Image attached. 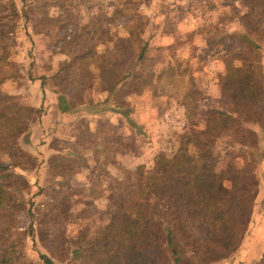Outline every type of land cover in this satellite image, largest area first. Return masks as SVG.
<instances>
[{
	"label": "trees",
	"instance_id": "1",
	"mask_svg": "<svg viewBox=\"0 0 264 264\" xmlns=\"http://www.w3.org/2000/svg\"><path fill=\"white\" fill-rule=\"evenodd\" d=\"M240 5L244 9L239 16L243 31L236 36L238 48L232 53L233 62L229 57L222 60L225 73L218 82L227 110L203 113L204 129L189 126L184 134L177 136L183 141L170 148L169 153H158L150 167L127 168L118 157L123 155L117 144L120 136L105 127L104 122L94 130L90 123L95 119L86 118L87 121L77 124V133L70 146L50 156L52 170L62 173L57 174V179L71 178L84 168L89 169V177H92L105 168L103 170L113 181L107 189L113 190L110 204L107 209L103 208L102 214L107 224L89 247L92 258L99 263L215 264L238 251L258 194L255 165L264 160V149L261 158L254 151L259 143L252 126L256 124L264 130V72L259 68L264 50V0H241ZM18 19L12 3H0V22L7 20L6 29L0 23V84L17 77L9 49ZM117 45L121 57L106 56L104 52L106 58L97 66L98 78L104 84L99 91L111 94L120 84L126 83L129 88L138 86L137 90L158 84L159 94L181 97L187 119L198 115L200 93L191 78L192 85L180 96L184 83L180 78L185 74L181 65L156 75L151 71L154 63H144L148 59L147 44L134 31L128 30L127 39L119 40ZM78 60L63 68L67 78L71 77L69 71ZM146 66L151 67L149 77ZM154 76L164 77L163 81H155ZM75 79L70 78L66 85L76 83ZM168 88L175 90L168 93ZM15 100V96L0 93V180L11 176L10 167L15 168L19 162L15 158L18 139L36 120L28 110L15 108ZM106 101L94 102L92 108H103ZM72 106L65 95L59 94L60 112L73 114L78 111H73ZM231 136L235 137L238 150L235 152L230 146L225 153V164L218 167L220 158L214 155L215 144L220 137L228 139ZM188 145L193 147L192 153ZM100 157L107 167L99 165ZM90 159L92 166L88 163ZM93 185L89 190L90 206L103 199L106 192L98 186L100 182H93ZM21 209L22 204L14 200L12 192L0 181V223L3 212ZM16 243L9 244L10 253L16 249ZM7 253V250L0 253V264H15L16 254L14 258ZM42 260L44 264H52L46 256H42ZM258 264H264V254Z\"/></svg>",
	"mask_w": 264,
	"mask_h": 264
},
{
	"label": "rangeland",
	"instance_id": "2",
	"mask_svg": "<svg viewBox=\"0 0 264 264\" xmlns=\"http://www.w3.org/2000/svg\"><path fill=\"white\" fill-rule=\"evenodd\" d=\"M6 2L14 5L19 17L12 35L13 40L10 42L12 47L9 49L10 60L14 63L17 77L0 84V93L15 96L14 103L17 105L15 108L28 110L36 120L45 112L44 108L50 100H56L55 93L65 95L71 105H74L71 109L78 111L63 117L62 121L60 120L62 125L57 126L55 132L48 136L50 145L61 150L68 148L73 142L77 124L81 120L87 121L86 118H92L90 117L92 113L102 109L92 108V104L96 102V93L104 88V84L98 78L100 70L97 66L106 58L104 52L106 56L121 57L117 43L119 40L127 39L128 30L137 33L138 38L148 45L152 39V28L163 25L167 29H174L173 20H158L157 13L168 12L170 16L183 13L188 14L186 19L195 30H200L206 35L210 40V46L213 43L220 45L223 38L231 49L234 48L233 50L238 48L237 34L243 31V23L239 20L240 13L244 11L240 5L241 0H0V3ZM6 21L2 20L0 23L4 25ZM6 28L4 25V29ZM173 31L176 37L172 46L175 50V44L181 42L182 38L185 39V36L180 33L177 35L175 29ZM191 40L193 36L187 35L186 41ZM229 50L230 47L224 58L229 57L228 59L233 62ZM149 53L144 63L154 65L152 70L146 66L148 77L153 70L155 74L162 72L158 62L162 52L149 48ZM1 54L0 49V56ZM78 58L69 71L70 78H76V83L66 85L70 78H67L66 72L62 70L67 63H72ZM180 67L185 71V81L180 88L182 94L192 85L190 78L200 76L203 69L198 60L192 64H181ZM259 68L264 72L263 49ZM57 75L62 78H56ZM75 84L84 85L75 87ZM137 87L123 86L120 92L111 93L110 100L114 101V104L118 103V106L121 105L122 112H127L129 107H126L127 103L122 93L137 90ZM172 90L175 89L168 88V93H172ZM150 91L151 94L158 93V84ZM166 97L158 98L155 104L159 107V112L163 108L167 109L176 100L173 96ZM224 104L227 107L225 101ZM102 116L98 120L99 123L104 122L105 127L120 136L117 144L123 155L119 157L127 168L138 165L150 167L158 153H169L170 148L178 146L183 141L177 136L174 137V133L168 132V129H164L161 135L156 134V146L154 144L149 159L145 163H139L133 157L141 154L146 141L149 139L153 141V134L142 132L138 125L130 122V129L126 126L122 128L123 125H119L121 123L119 121L111 125L110 118H105V113ZM252 126L258 130L259 148L254 151L256 155L258 154L257 157L261 158L264 144L259 139L264 130H260L256 124ZM30 135L29 129L18 139L15 158L19 162L15 168L10 167L12 174L9 178L0 180L12 192L14 200L20 202L23 207L16 212L2 213L0 253L7 250V255L16 258L15 253L18 257L15 264H44L42 256L49 258L52 264H101L92 258L89 247L93 239L99 236L97 235L99 230L107 224V219L102 214L110 204L113 190L107 189L113 181L103 170L105 168L97 171L92 177L82 173L77 178L63 176L57 179V174L62 173L52 170L50 157L45 169L40 170L41 164L38 163L37 157H32L40 153L36 148L35 151L32 150L35 152L33 155L28 151L33 147L29 144ZM230 146L237 152L238 145L233 136L228 139L220 137L215 144L214 155L220 158L218 167L225 164L227 159L225 153ZM187 149L193 152L190 145ZM263 161L255 165L258 192L259 172L262 170L260 167ZM92 165L93 162L90 163V166ZM99 165L107 167L102 157ZM69 168L70 166L65 170ZM15 174H20L21 177ZM93 182H100L98 186L106 192L103 199L90 206L88 202L92 196L89 190L94 188ZM262 183L261 195L254 201L243 243L234 256L215 264H258L261 260L264 254V181ZM11 241L19 243H16L17 247L13 253L8 249ZM258 254L261 256H257Z\"/></svg>",
	"mask_w": 264,
	"mask_h": 264
},
{
	"label": "crops",
	"instance_id": "3",
	"mask_svg": "<svg viewBox=\"0 0 264 264\" xmlns=\"http://www.w3.org/2000/svg\"><path fill=\"white\" fill-rule=\"evenodd\" d=\"M157 15L158 20H173L175 23L174 29L177 35H179V33L180 35L183 34L185 36V39L182 38L181 42L176 43L174 50V47L172 46L174 44V37H176L173 31L174 29H167L163 25L162 27H155V29L152 28V39L148 42L145 54L146 56L150 54L149 48L154 49V51L162 52V57L158 60L159 64L161 65L160 69H162L160 71H164L170 68H178L181 64H192L195 62V60H198V62L201 63V67L203 69L201 75L191 77V80L194 82L197 91H199L200 93L199 100L197 102L198 115L193 119H187L185 114L186 110L182 103H180L181 97L176 98L173 104L169 105L167 109L163 108L161 112H159V107L155 106L158 98L166 99L167 97L159 94V92L156 94H151L150 89L152 88V85L140 88V90L137 91H123L122 96H124L125 103H127L126 107H129L127 112H122V108L120 107L121 105L117 106L118 103L114 104V101L110 100L112 94L108 93V91L106 90L99 91L98 93H96V102L101 104L102 102L107 100V103L103 104L104 107L102 108V110L95 111L90 115V117L95 119L94 122L90 123L91 127L94 128V130L97 129V126L99 124L98 120L103 117L102 114L105 113V118H110L109 123L111 125H115L116 122L119 121L121 122L119 125H123L121 126L122 128L126 126L127 129H130V122V124L138 125L137 127L142 132H148V134L152 133L153 141H151V139H149V141H146V143L142 147L143 150L141 154L137 157H133L139 163H145L149 159L152 151L154 150V144L156 146V134L161 135V133L164 132V129H168V132L170 131L174 133V137L179 136V134L181 135V132L185 133L186 129H188L189 126H193L197 129H204L205 125L202 121L203 113L208 110H227L224 107L223 96L221 94L218 82L225 73L224 63L222 60L224 57H226L228 48L230 47L229 51L231 52V54L237 49H231V46L227 45L225 39L220 45L210 46V40H208L206 35H204L200 30H195L192 27L191 23L187 21L188 14L184 15L183 13H178L170 16V13L163 12L157 13ZM187 35H190V37L193 36V40L186 41ZM156 75L158 74L156 73ZM154 78L155 81L161 82V80L163 81L162 78L164 77L154 76ZM180 79V81H185L183 75ZM126 85L120 84L114 91L120 92L122 87ZM55 94L56 100H50L48 105L44 108L45 112L42 113V115H40L36 120V123H33L30 127L31 135L29 137V144L33 145V147L32 149H28V151L31 155L35 153L33 151H35L36 149L40 153L32 156L37 157L38 163L41 164L40 170L45 169V164L48 163V157L56 153L58 150V148L52 147L50 145V141H48L50 137L48 136L52 135L55 132L57 126L62 125L60 123V120L63 117L70 116L71 114L70 112H60V110L58 109L59 93ZM182 94H180V96ZM107 104L108 106H106ZM255 130L256 133H258V130L256 128ZM259 141L264 144V134L260 136ZM91 162H93V160L90 159L88 161L89 165ZM122 164L124 165L123 161ZM260 168H262V170L261 172H259L260 191L257 194L258 197L261 195V184L263 185L262 182L264 181V161L262 162ZM82 173H84L83 175L89 177L88 168L82 169L81 172L77 173L74 176L77 178ZM15 175L21 177L20 174ZM259 255L261 256V254H258L257 256Z\"/></svg>",
	"mask_w": 264,
	"mask_h": 264
}]
</instances>
